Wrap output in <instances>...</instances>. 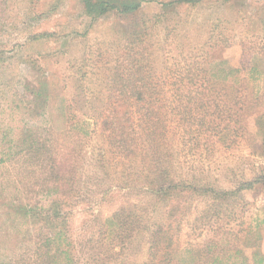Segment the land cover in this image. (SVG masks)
Listing matches in <instances>:
<instances>
[{
	"label": "rangeland",
	"instance_id": "1",
	"mask_svg": "<svg viewBox=\"0 0 264 264\" xmlns=\"http://www.w3.org/2000/svg\"><path fill=\"white\" fill-rule=\"evenodd\" d=\"M130 1L140 8L123 14L111 7L124 0H94L108 9L95 16L83 0H0V224L15 235L0 258L67 233L76 252L104 253L100 264L152 261L151 233L174 220L143 173L156 175L159 160L199 189L175 212L176 258L214 235L239 247L237 264H253V252L264 256V184L241 185L264 174V0ZM37 135L49 153L32 158ZM65 164L79 185L71 199ZM127 215L125 248L86 243L108 246L101 225ZM229 230L259 237L245 247Z\"/></svg>",
	"mask_w": 264,
	"mask_h": 264
},
{
	"label": "trees",
	"instance_id": "2",
	"mask_svg": "<svg viewBox=\"0 0 264 264\" xmlns=\"http://www.w3.org/2000/svg\"><path fill=\"white\" fill-rule=\"evenodd\" d=\"M199 0H183L181 2L195 5L196 2ZM85 7L89 13H93L99 16L105 15L108 11V9L103 8V3L95 4L94 0H83ZM140 1H130V0H124V2H120V5H113L111 8H120V11H122L123 14H130L136 12L140 8ZM91 13V14H92ZM96 18V17H94ZM145 92H137V89L134 91V95H136L138 98L145 95ZM143 97L140 98V101H143ZM213 104L215 105L214 108V115H218V105L216 101H213ZM141 106L140 108H142ZM257 126L260 127V132L262 134V138L264 140V114L257 118L256 120ZM40 135H37L31 143V153L32 158L34 153H37L39 151L43 153L45 150V154L49 153V150L46 148V141H42ZM37 148L36 150L34 148ZM133 149V147H131ZM35 150V151H34ZM44 154V155H45ZM66 153V157H67ZM25 155V154H23ZM46 158L49 159L50 166L54 168L55 164V158L52 157V155H48ZM153 172H156V175H152V178L149 173H146L143 171V168L141 169V173L143 171L144 175H148V181H149V190L152 194V196L156 199L158 202H165L168 203L167 208L169 213H166V217L174 219L173 223H170L168 225V222L166 224L161 223L157 224V229L151 233V247L150 249L154 250V253H156L154 259L152 261H148V263H136V264H237L232 259L237 256L238 254H241V251H239V247L235 246L233 243H230L228 241L227 244L224 245H216V237L213 235L211 240L209 242H205L204 246L200 245H193L188 244L187 249L183 252L184 258H187V260H178L176 258V254L179 252V248L176 246L178 242L177 239H179V235L177 234V231H174L175 229V223L174 221L177 218V214L175 212L179 211L181 206L188 205L187 201L185 200V203L183 201V198L194 194L199 191L198 187H194L195 185H191L189 182H176L172 176L170 175V172L168 168L165 166V162L162 161H155L153 162ZM57 166V165H56ZM55 169V168H54ZM75 168L72 166H67L65 164V198L71 199V196L77 192V189L79 188V185L75 184L74 177L76 176ZM54 171V170H53ZM151 172V171H150ZM54 182L58 183L59 176L54 175ZM256 184H264V174H258L253 181L249 183H245L241 185V188H249L251 189ZM57 185V184H56ZM4 191L0 192V211L6 206V202L1 199V196H3ZM204 194H213L212 191L204 190ZM73 202V201H71ZM32 210V209H31ZM39 210L37 206H35V211ZM167 211V212H168ZM14 219L17 218L19 213H10ZM65 229L69 230L70 228L67 223V218L71 216V213H65ZM1 215V214H0ZM1 219V218H0ZM117 221H114L113 219L110 221L111 225H108V221L106 224L101 225V231H104L103 234L106 236L108 240H111L112 243H110L108 246H105L104 240L97 244H93V241H90V239L86 240V243H90L91 249H100L104 247H110L114 249L115 251L120 248H125V239L128 238L129 231H133L131 228V215H127L126 219L120 217L117 218ZM6 220V219H5ZM122 220V221H119ZM7 221V220H6ZM11 221V220H10ZM178 222V221H176ZM98 221H94L93 225L94 228L97 227ZM5 225L0 224V243L6 237V239H15V235L12 233L13 231L7 230L4 228ZM113 226L116 229L120 231L117 235H114V232L109 229V227ZM161 226V227H160ZM170 228H169V227ZM10 231V233H9ZM228 232L227 235L229 237H232V240L234 242L236 241L238 244L244 245L245 247H249L252 239L255 237H259V233L256 231H245V232H233L231 230L226 231ZM22 235V232L21 234ZM113 236H115L113 238ZM115 242V243H113ZM250 242V243H249ZM87 244V245H88ZM229 244V245H228ZM54 245V246H52ZM73 245H76V243L72 241H68L67 239V233H65V241L62 239V235L60 233H56L50 236H47L45 234L40 233L36 237V250H28V251H20L19 253H16V257L10 256L6 259L0 258V264H100L102 258L106 257L104 256V253L100 252L95 253L92 256L81 254L79 251H75L76 246L73 249ZM86 247V245H84ZM116 254V253H114ZM80 255V256H79ZM187 257H186V256ZM113 255L112 257H114ZM252 258L254 260L253 264H264V256L259 254L258 252L252 253ZM135 264V263H134Z\"/></svg>",
	"mask_w": 264,
	"mask_h": 264
}]
</instances>
